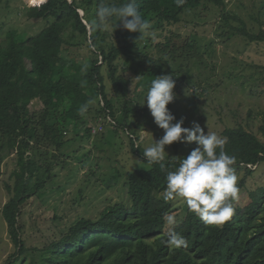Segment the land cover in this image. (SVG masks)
<instances>
[{
    "label": "rangeland",
    "instance_id": "obj_1",
    "mask_svg": "<svg viewBox=\"0 0 264 264\" xmlns=\"http://www.w3.org/2000/svg\"><path fill=\"white\" fill-rule=\"evenodd\" d=\"M76 1L88 33H80L72 23L64 31L61 56L87 68L93 59H98L112 109L106 108L103 97L94 98L84 107L86 121L73 120L65 126V143L60 150L43 140L38 145L33 144L38 150L33 151V148L26 152V157L34 158L37 164L31 184L38 180H44L45 184L21 207V236L28 251L16 261L11 258L16 245L2 211L15 194L13 172L18 168V154L9 149L0 133V264H47L52 253L50 245L78 219L97 220L107 207L118 203L132 206L128 177L135 169H148L151 164L134 153L131 141L133 139L136 145L143 136L142 150L164 134L146 105H133V99L141 101L147 92L140 81L143 70L157 61L164 64L165 74L174 76L177 98L168 107L184 118L185 127H191L193 121L201 126L207 122L205 131L215 132L225 139V128L243 125L264 140L260 131L264 113V42L228 35L231 29L241 26L234 16L242 19L253 33L264 29V0H222L226 6L224 11L207 2L202 10L181 14L179 22L150 21L154 36L137 42L140 33H124L122 27L115 29L113 23L99 34L98 43L92 41L97 29L92 26L96 19V0L91 5L89 0ZM34 6L30 0L0 3V41L11 31L31 37L49 24L46 19L29 16ZM127 40L131 42L132 52H122L114 61L118 67L116 76L124 84L121 87L111 78L108 59L100 45L104 46L108 57L114 46H125ZM162 45L168 48V53L160 50ZM172 46L176 50H172ZM43 106L40 98L31 101L30 110L36 112V119ZM54 122L56 120L50 123ZM195 147V143L183 142L178 149L174 144L168 145L166 157L184 155ZM247 168H251V175ZM247 168L235 170L237 183L246 178V189L264 186V162ZM164 192L156 196L163 199ZM188 210L186 202L177 198L173 200L170 214L175 216L177 224ZM174 226L166 225L164 232L168 234Z\"/></svg>",
    "mask_w": 264,
    "mask_h": 264
},
{
    "label": "trees",
    "instance_id": "obj_2",
    "mask_svg": "<svg viewBox=\"0 0 264 264\" xmlns=\"http://www.w3.org/2000/svg\"><path fill=\"white\" fill-rule=\"evenodd\" d=\"M94 1L89 0L88 4ZM96 2L98 8L102 2L119 6L127 0ZM207 2L225 10L222 0H184L181 6H177L176 0H138L141 14L149 22H179L181 14L202 10ZM79 7L76 0H47L29 12L31 18L46 19L49 24L45 28L28 38L11 31L0 41V133L9 149L16 150L18 154V168L13 172L15 194L4 204L2 211L17 249L11 256L14 261L28 251L21 236V207L45 184L44 180L31 184L37 164L34 158L26 157V152L33 148V151L38 150L33 144L38 145L43 140L60 150L65 143V126L73 120L76 123L86 121L84 107L90 100L103 97L106 108L112 109L98 59H93L87 68L61 56L65 44L63 34L72 23L80 33H88ZM234 19L241 26L231 29L230 37L235 34L250 42H264V29L253 33L242 19L236 16ZM102 31L97 28L92 41L98 43ZM130 45L127 40L125 46H114L108 57L104 46L100 45L102 54L108 59L111 78L121 87L124 84L116 76L118 67L114 61L122 52L131 53ZM160 50L168 53L165 45ZM172 50H176L175 46ZM161 74H165L164 64L157 61L148 70H143L140 81L147 89L150 81ZM37 98L44 102L38 119L34 116L36 112L30 110L31 101ZM173 114L177 120L181 119ZM53 120L56 122L50 123ZM262 120L260 131L264 137V113ZM223 136L226 141L224 150L235 157L234 170L264 162V140L256 133L238 125L225 128ZM131 144L134 153L145 161L141 148L136 147L133 139ZM173 144L176 149L180 146V142ZM189 153L167 158L169 162H178ZM247 169L251 175V168ZM165 177L166 173L160 170L158 164H151L148 169H135L127 181L132 206L118 203L107 207L97 220L78 219L59 240L50 245L52 253L46 263L264 264V186L249 190L245 188L246 178L240 180L237 183L238 198L232 201L233 215L221 225H207L188 210L186 217L171 231L186 241V246L177 248L169 246L166 242L168 234L164 232L167 225L164 218L172 212L173 201L156 196V193L166 190ZM7 188L12 190L9 184Z\"/></svg>",
    "mask_w": 264,
    "mask_h": 264
},
{
    "label": "clouds",
    "instance_id": "obj_3",
    "mask_svg": "<svg viewBox=\"0 0 264 264\" xmlns=\"http://www.w3.org/2000/svg\"><path fill=\"white\" fill-rule=\"evenodd\" d=\"M31 2L34 3L33 0ZM44 2L46 0H35L34 4L39 6ZM176 2L177 6H181L184 0ZM113 23L115 29L122 27L129 32L140 33L136 42L154 36L150 22L141 14L138 0H127L119 6L102 2L96 11L94 27L108 29ZM173 77L171 73L157 75L150 81L143 100L133 99V105L139 103L147 106L155 124L164 132L161 138L154 139L150 146L142 149V155L148 164H158L160 170L166 173L165 201L183 199L189 211L205 224L221 225L233 215L232 201L238 198L239 188L233 167L235 157L224 150L225 139L215 132L205 131V128L208 129L207 122L201 126L199 122L193 121L191 127H185L184 118L177 120L168 107L177 98ZM143 140L144 137L140 136L136 147L140 148ZM174 142L195 143L196 147L178 162H169L166 146ZM164 219L169 226L176 224V218L171 214H166ZM166 242L177 248L186 246L184 238L174 231L168 233Z\"/></svg>",
    "mask_w": 264,
    "mask_h": 264
},
{
    "label": "bare ground",
    "instance_id": "obj_4",
    "mask_svg": "<svg viewBox=\"0 0 264 264\" xmlns=\"http://www.w3.org/2000/svg\"><path fill=\"white\" fill-rule=\"evenodd\" d=\"M46 1H47V0H46ZM30 3H32L31 0H30Z\"/></svg>",
    "mask_w": 264,
    "mask_h": 264
},
{
    "label": "snow or ice",
    "instance_id": "obj_5",
    "mask_svg": "<svg viewBox=\"0 0 264 264\" xmlns=\"http://www.w3.org/2000/svg\"><path fill=\"white\" fill-rule=\"evenodd\" d=\"M33 2L35 3V0H33Z\"/></svg>",
    "mask_w": 264,
    "mask_h": 264
},
{
    "label": "water",
    "instance_id": "obj_6",
    "mask_svg": "<svg viewBox=\"0 0 264 264\" xmlns=\"http://www.w3.org/2000/svg\"><path fill=\"white\" fill-rule=\"evenodd\" d=\"M45 3V2H44ZM40 6V5H39Z\"/></svg>",
    "mask_w": 264,
    "mask_h": 264
}]
</instances>
